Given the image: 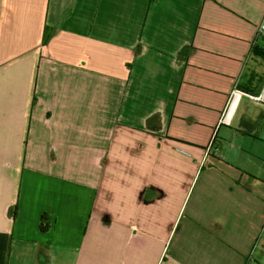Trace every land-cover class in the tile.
I'll list each match as a JSON object with an SVG mask.
<instances>
[{
	"label": "crops",
	"instance_id": "obj_1",
	"mask_svg": "<svg viewBox=\"0 0 264 264\" xmlns=\"http://www.w3.org/2000/svg\"><path fill=\"white\" fill-rule=\"evenodd\" d=\"M263 17L264 0H0V264H244L264 103L218 122L234 87L264 86Z\"/></svg>",
	"mask_w": 264,
	"mask_h": 264
},
{
	"label": "built area",
	"instance_id": "obj_2",
	"mask_svg": "<svg viewBox=\"0 0 264 264\" xmlns=\"http://www.w3.org/2000/svg\"><path fill=\"white\" fill-rule=\"evenodd\" d=\"M258 34L264 35V17L259 25ZM244 96H248L249 98H251L252 100L256 102L264 103V86L261 92L258 94H253L239 87H234L229 94L227 103L221 113L218 125L220 124L229 125L231 123L233 116L235 114V111L238 107V104L240 100L242 99V97ZM263 230H264V221H263ZM263 255H264V243L258 244V242H256L252 246L248 255L246 256L244 264H264L260 260V257Z\"/></svg>",
	"mask_w": 264,
	"mask_h": 264
},
{
	"label": "trees",
	"instance_id": "obj_3",
	"mask_svg": "<svg viewBox=\"0 0 264 264\" xmlns=\"http://www.w3.org/2000/svg\"><path fill=\"white\" fill-rule=\"evenodd\" d=\"M261 44H262V47H260L258 49L256 46H254V51L258 52V54L264 58V37H263ZM40 226H41L42 230L48 229L49 222H48V217L46 215H42L41 221H40Z\"/></svg>",
	"mask_w": 264,
	"mask_h": 264
},
{
	"label": "rangeland",
	"instance_id": "obj_4",
	"mask_svg": "<svg viewBox=\"0 0 264 264\" xmlns=\"http://www.w3.org/2000/svg\"><path fill=\"white\" fill-rule=\"evenodd\" d=\"M205 77L208 78V79H213L214 77L207 74V73H204ZM262 242L264 243V241L262 240ZM260 260L264 263V255L260 257Z\"/></svg>",
	"mask_w": 264,
	"mask_h": 264
}]
</instances>
